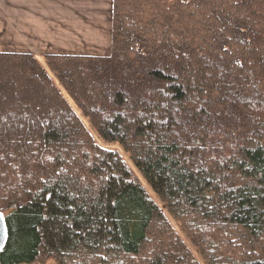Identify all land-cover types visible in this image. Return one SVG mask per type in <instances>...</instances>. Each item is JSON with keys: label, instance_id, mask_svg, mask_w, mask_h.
<instances>
[{"label": "trees", "instance_id": "1", "mask_svg": "<svg viewBox=\"0 0 264 264\" xmlns=\"http://www.w3.org/2000/svg\"><path fill=\"white\" fill-rule=\"evenodd\" d=\"M40 59L0 52V264H264V0H112L107 56Z\"/></svg>", "mask_w": 264, "mask_h": 264}, {"label": "rangeland", "instance_id": "2", "mask_svg": "<svg viewBox=\"0 0 264 264\" xmlns=\"http://www.w3.org/2000/svg\"><path fill=\"white\" fill-rule=\"evenodd\" d=\"M46 6V12L43 14L45 19L51 21L59 20V25L54 30L52 29L54 22L41 23L44 27L43 29L38 27L37 24L40 23L36 22L35 51L37 53L40 54L48 51H60L64 53L80 52L84 53V56L96 57H104L109 54L111 45L112 0H47ZM10 13L11 7H9V2L3 0L0 7V15L5 19L11 20ZM36 16H38L37 13ZM9 27V24H4V28L8 29V32H4L5 35L10 34ZM80 37L83 38L79 39ZM39 38H41L43 43H38L37 40ZM35 57L40 59L43 56ZM40 62L48 71L42 59H40ZM83 122L91 129L86 119H83ZM100 144L109 150L117 151L122 156L134 176L140 179L148 195L160 206L152 190L134 169L128 155L117 144H106L104 142H100ZM164 213L177 233L187 240L179 225L169 217L167 212L164 211ZM191 251L197 261L200 264H204L198 254L193 249Z\"/></svg>", "mask_w": 264, "mask_h": 264}, {"label": "crops", "instance_id": "3", "mask_svg": "<svg viewBox=\"0 0 264 264\" xmlns=\"http://www.w3.org/2000/svg\"><path fill=\"white\" fill-rule=\"evenodd\" d=\"M0 0V7L2 6ZM9 7H11V20L5 19L0 15V52L12 53V54H28L33 56H45V55H76L83 56L82 53H64L60 51H48L43 53H37L35 51L36 43V22L38 27L44 29L41 23L54 22L52 29L56 30L59 25V20L51 21L46 20L43 14L47 9V0H7ZM36 13L38 16H36ZM57 21V22H56ZM4 24H9L10 34L5 35L4 32L7 28H4ZM80 37L79 39H82ZM38 43H43L39 38Z\"/></svg>", "mask_w": 264, "mask_h": 264}, {"label": "water", "instance_id": "4", "mask_svg": "<svg viewBox=\"0 0 264 264\" xmlns=\"http://www.w3.org/2000/svg\"><path fill=\"white\" fill-rule=\"evenodd\" d=\"M0 217H2L1 214H0ZM6 237H7L6 227H5V223H4V218L2 217V219H0V252L5 245Z\"/></svg>", "mask_w": 264, "mask_h": 264}, {"label": "snow or ice", "instance_id": "5", "mask_svg": "<svg viewBox=\"0 0 264 264\" xmlns=\"http://www.w3.org/2000/svg\"><path fill=\"white\" fill-rule=\"evenodd\" d=\"M0 219H2V217H0Z\"/></svg>", "mask_w": 264, "mask_h": 264}]
</instances>
